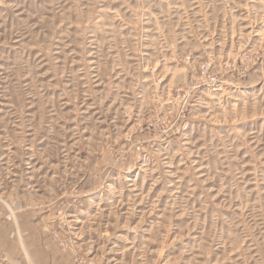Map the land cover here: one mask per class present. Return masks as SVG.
I'll use <instances>...</instances> for the list:
<instances>
[{"label": "rangeland", "instance_id": "rangeland-1", "mask_svg": "<svg viewBox=\"0 0 264 264\" xmlns=\"http://www.w3.org/2000/svg\"><path fill=\"white\" fill-rule=\"evenodd\" d=\"M0 264H264V0H0Z\"/></svg>", "mask_w": 264, "mask_h": 264}]
</instances>
